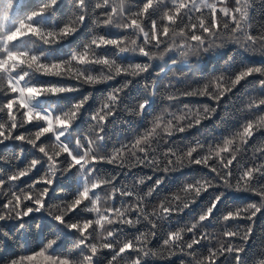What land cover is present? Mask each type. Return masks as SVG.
<instances>
[{
    "label": "snow or ice",
    "instance_id": "1",
    "mask_svg": "<svg viewBox=\"0 0 264 264\" xmlns=\"http://www.w3.org/2000/svg\"><path fill=\"white\" fill-rule=\"evenodd\" d=\"M255 2L71 0L62 21L57 15L61 0L30 2L31 10L22 18L15 17L14 0L0 3L4 22L0 24V145L19 142L35 153L23 168L7 174L0 169V249L12 238L3 227L9 221L15 222L12 231L23 237L21 251L3 264H149L153 258L177 254L187 257L180 264H217L221 257L223 264H249L242 254L252 238L251 222L264 211V135L249 141L264 134V94L249 97L243 119L228 135L212 143L200 137L183 146L170 141L210 119L223 98L249 78L256 77L252 86L264 90V65H244L237 52L230 54L219 75L196 87L182 90L172 81L165 85L164 72L155 82L142 84L130 103L124 97L138 83L136 78L152 67V61L171 53L188 57L231 43L264 56V24L254 25L250 14ZM101 9L108 10L97 12ZM105 28L127 35L111 38L102 31ZM78 33H82L80 42L64 59L56 46ZM129 54L145 59H120ZM41 77L77 83L43 85ZM117 78H122L119 86L105 94L90 114L86 130H81L78 121L92 94L67 104L65 97L85 85L95 88ZM161 95L173 103L182 97H207L215 103L182 104L176 110L163 107L153 115L150 127L109 150L107 129L117 113L143 118ZM41 100L48 103L42 105ZM235 119L238 115L225 111L221 124ZM28 125L33 126L31 130L20 131ZM24 152L20 148L13 159L19 161ZM6 162L8 157L0 155V163ZM100 163L121 169L150 167L164 174L200 166L212 175L194 176L175 193L152 203L166 176H159L146 190L140 186L151 176L138 177L131 187L118 186V177L100 170ZM40 168L38 178L19 186ZM210 189L214 191L198 216L173 227V218L183 215ZM228 190L248 191L259 200L222 214V230L214 237L205 229L217 219L215 210ZM56 191L71 195L53 204ZM121 197L125 199L117 206ZM245 219L250 223H238ZM162 221L168 222L166 228ZM141 225H146L144 230L127 231ZM161 232V248L154 250L151 241ZM234 238L240 243H234ZM259 254L264 255V250ZM252 264H257L255 257ZM258 264H264V259Z\"/></svg>",
    "mask_w": 264,
    "mask_h": 264
},
{
    "label": "trees",
    "instance_id": "2",
    "mask_svg": "<svg viewBox=\"0 0 264 264\" xmlns=\"http://www.w3.org/2000/svg\"><path fill=\"white\" fill-rule=\"evenodd\" d=\"M2 2L3 0H0V3ZM30 2L35 4L37 0H14L15 17L22 18L26 13L30 12L31 9L27 7ZM89 2L91 3L93 0H89ZM140 2L141 0H134V3ZM70 7L71 0H61V3L58 5L59 11L57 13L60 21L64 20L68 15ZM107 10L108 9H101L97 10V12H103ZM250 14L252 23L254 25L259 26L260 24H264V0H256V2L252 5ZM217 15L219 16L220 14L217 13ZM2 23L4 22L0 20V24ZM89 24L91 26L90 21ZM102 31L111 38H119L127 35V33L121 32L117 29L105 28L102 29ZM81 36L82 33H78L76 37H72L68 41H64L60 45L56 46L60 49L64 59H67L68 54L75 50L76 45L80 42ZM237 52L239 53V61H242L244 65H264V56H262L261 53L245 52L240 50L238 46L231 43L222 49H212L207 53L189 55L188 57H181L178 53H171L165 56L164 59L152 61V67L148 70V72L145 73L143 77L136 78L138 83H135L128 90H126L124 97L125 103H130L133 98L137 97L138 93H140L142 89V84L155 82L158 75L164 72H167V79L164 81L165 85L168 83V81H172V83L175 84L177 88L182 90L189 86L196 87L205 82L207 79L219 75L222 69L225 67V61L228 59L230 54ZM53 55H55V50H53ZM120 59L125 60L126 62H140L145 58L129 54L127 56L120 57ZM173 61H175V63H173ZM161 79H163L162 76ZM255 79L257 78H249L247 82L242 83L241 86L234 90L233 94L226 95L221 101L217 112L210 119L202 121L200 126L194 127L185 133L174 135L171 138L170 143L183 146L196 137L202 138L205 143H212L214 140H218L220 137L228 135L240 124L241 120L243 119L244 109L249 97H255L257 95L264 94V90L260 89L258 86H252ZM121 80L122 78H117L108 82L107 84L98 85L95 88L85 85L81 87L79 91L68 94L65 97V103L67 104L70 102H75L76 100L87 95L89 92L92 94L91 99L83 110L82 118L78 121L81 130H86V125L89 123L90 114H92L99 106L101 100L111 88L119 86ZM39 83L43 85H74L77 82L71 80H59L58 78L41 77L39 79ZM47 103V101L41 100L42 105H46ZM214 103V101H211L207 97H182L179 102L173 103L169 102L166 99V96L161 95L159 98L154 100L152 107L148 109L147 115H145L143 118L130 117L124 112H118L117 116L115 117V123L113 124L110 122L108 125L107 131L109 139L106 141L107 147L109 150H111L113 145L118 146L120 142L131 141L135 133L142 132L144 129L150 127V121L153 119V115H158L163 107L171 106L172 110H176V108L180 107L182 104L199 107L204 104L214 105ZM225 111L238 115V119L224 121V123L221 124V120ZM32 127V125H28L27 129H21L20 131L31 130ZM261 135L264 134L258 133L252 138V141H249V143H253V141L259 139ZM20 148H24L25 152L22 159L17 161L13 159V157ZM0 155L8 157L9 162L0 163V169H2L4 173L7 174L13 172L17 168H23L25 164L31 158H33L35 153L34 150L31 149V146L22 145L19 142H6L4 145H0ZM98 168L106 172L114 173L118 177V186L127 185L131 187L134 183H136L138 177L151 176L152 180H148L144 185L140 186L142 190H146L159 176H166V183L162 185L160 189H158L157 193L152 199V203H156L165 196L175 193L184 181L190 180L194 176H197L201 173L212 175L209 170L203 169L200 166L186 167L179 171L172 172L171 174H164L160 172L154 173L152 168L144 166H140L135 169H121L116 165L100 163ZM42 171L43 169L40 168L39 171H34V173L30 176L23 178L19 186L24 187L26 184L31 183L33 179L39 177ZM218 190L223 191L224 189L221 188ZM213 191L214 190L210 189L209 192L203 193L197 202L192 205L190 209L186 210L183 215L174 217L172 220V226L175 227L177 223H184L185 221L192 220L198 216L202 209H204L208 204L210 194ZM70 195L71 193L68 191H56L53 193L52 203H59L61 199H67L70 197ZM123 199L125 198L121 197L117 200V206L119 205V201ZM131 199L132 198H127V200ZM258 200L259 197L251 192L228 190L226 199L223 203L219 204L217 210H215L214 215L217 219L211 220L205 231L212 233L215 237L222 230V224L219 222V218L222 214L235 207L245 206L251 202H257ZM161 223L165 228L168 226L167 221H162ZM238 223L243 226L249 224L250 222L245 219L238 221ZM251 223L254 224L252 238L248 242L246 250L242 255L249 262V264H252L253 258L255 257V260L258 264L259 260L264 259V255L259 254L262 250H264V243H262L264 242V211H262L260 214H257V216L254 218V221ZM14 224V221H9L6 225H3V227L9 230L12 238L7 240L4 247L0 249V264H3L5 259L15 257L21 251L19 244L23 237L20 234L12 231ZM145 227L146 225H141L138 228L127 229V231L129 233H137L141 230H144ZM162 240L163 232L152 239L150 247L154 250L160 249ZM233 242L239 244L240 240L238 238H234ZM210 246L211 245H208V247ZM185 259H187L186 256L177 254L169 259L153 258L149 264H180L181 260ZM223 261L224 257H221L220 260L217 261V264H223Z\"/></svg>",
    "mask_w": 264,
    "mask_h": 264
}]
</instances>
